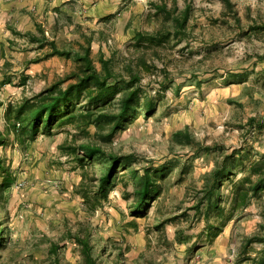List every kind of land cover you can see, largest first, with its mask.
<instances>
[{"label": "rangeland", "instance_id": "rangeland-1", "mask_svg": "<svg viewBox=\"0 0 264 264\" xmlns=\"http://www.w3.org/2000/svg\"><path fill=\"white\" fill-rule=\"evenodd\" d=\"M62 1L0 0V128L9 104L73 82L79 64L49 56L53 43L73 52L90 45L100 71L103 59L127 79L133 67L140 105L107 143L95 125L68 124L26 143L8 135L0 157L14 180L4 187L0 171V264H57L52 244L58 264H85L73 238L80 231L91 234L99 264H264V185L257 195L252 189L259 175L253 167L264 173V0ZM160 5L173 18L190 8L179 35ZM158 31L171 32L162 44H137L138 33ZM181 131L194 141L178 142ZM83 143L135 154L134 168L158 171L156 193L141 213L125 168L108 197L96 201L103 165L83 167L68 156ZM225 159L235 168L220 185L224 213L196 214L207 178ZM244 183L249 203L233 210Z\"/></svg>", "mask_w": 264, "mask_h": 264}, {"label": "trees", "instance_id": "trees-1", "mask_svg": "<svg viewBox=\"0 0 264 264\" xmlns=\"http://www.w3.org/2000/svg\"><path fill=\"white\" fill-rule=\"evenodd\" d=\"M182 13V17H172L166 5L158 6V13H165L167 19L174 22V34L179 35L185 29V23L189 17V10ZM171 32L158 31L156 34L138 33L136 42L138 45L156 46L166 41ZM89 39V44H91ZM146 41V42H144ZM52 45V52L49 56H64L74 58L79 64V68L73 72L69 79H73L66 87L64 82H59L45 91L23 100L18 104H9L5 111L7 122L6 128H0V147L5 145L9 134L13 133L21 142L33 141L40 134L52 135L55 128H62L68 124H77L78 127L89 128L95 125L98 130V137L109 142L126 122L134 116L140 105L141 89L137 85L140 75L133 67L129 68L130 78L127 79L122 74H117L112 66V60H102L103 69L100 71L91 56L90 45L84 48L83 52H73L71 50H61L55 43ZM117 96H119L117 98ZM116 100L118 102H116ZM146 112L154 110L153 102H146ZM2 104H0V108ZM255 121L251 119V124ZM106 133V134H104ZM176 139L182 144H190L194 141L188 131H181L176 134ZM68 156L73 157L81 166L98 160L103 165V172L95 190L96 201L107 198L112 188L116 186V178L121 168L128 169L136 185L135 195L137 202V213H141L143 205L149 203L156 193V175L158 171L146 167L143 171L133 167V162L137 157L135 154L120 155L114 152H107L103 146L93 143H83L78 146L69 147ZM229 159V158H228ZM224 160L222 166L216 169L207 178L204 196L194 207L196 214H205L208 218L213 210L224 213L220 200L222 194L220 185L224 176L230 177L234 174L235 162ZM240 163L244 162V156H239ZM10 168L0 157V171L5 173L4 187L11 185L13 176L9 172ZM258 175L257 182L252 186L255 195L260 187L264 185V173L260 165H255ZM249 179H247V182ZM246 182V183H247ZM238 186L234 193L233 210L243 208L248 205L251 198V188ZM82 191V190H81ZM84 199L88 202L91 191L85 188L82 192ZM1 227V225H0ZM76 243L81 248V254L85 264H99L95 256V245L92 243L90 233L78 232L73 235ZM4 230H0V245L4 240ZM58 248L52 244L50 252L56 255L55 262L58 264Z\"/></svg>", "mask_w": 264, "mask_h": 264}, {"label": "crops", "instance_id": "crops-1", "mask_svg": "<svg viewBox=\"0 0 264 264\" xmlns=\"http://www.w3.org/2000/svg\"><path fill=\"white\" fill-rule=\"evenodd\" d=\"M65 1H67V0H63L62 2L64 3ZM46 2L48 3L49 2V0H46ZM51 2H53V3H57V4H61V0H51ZM55 57V56H54Z\"/></svg>", "mask_w": 264, "mask_h": 264}]
</instances>
